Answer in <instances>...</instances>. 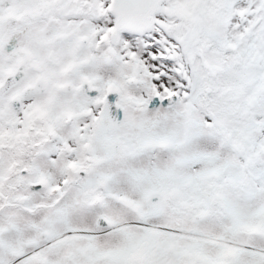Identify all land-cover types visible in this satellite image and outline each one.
I'll use <instances>...</instances> for the list:
<instances>
[{
  "label": "snow or ice",
  "instance_id": "6c2138e0",
  "mask_svg": "<svg viewBox=\"0 0 264 264\" xmlns=\"http://www.w3.org/2000/svg\"><path fill=\"white\" fill-rule=\"evenodd\" d=\"M0 264H264V0H0Z\"/></svg>",
  "mask_w": 264,
  "mask_h": 264
}]
</instances>
